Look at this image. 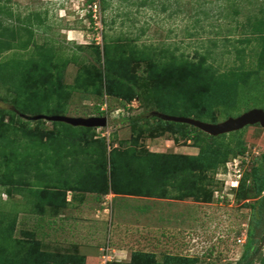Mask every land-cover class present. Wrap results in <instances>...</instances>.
<instances>
[{"label": "trees", "instance_id": "trees-1", "mask_svg": "<svg viewBox=\"0 0 264 264\" xmlns=\"http://www.w3.org/2000/svg\"><path fill=\"white\" fill-rule=\"evenodd\" d=\"M96 1L86 0L91 23ZM3 8L6 7L0 5V57L9 51L33 50L27 59L0 60V86L14 97L10 108L0 107V186L15 191L22 189L35 197L40 214L45 206L66 207V192L95 194L97 198L113 194L178 201L194 198L207 203L214 199L218 183L213 176L230 159L246 154L244 142L240 139L225 142L228 134L210 136L191 125L165 121L149 113H181L187 118L194 116L195 120L216 124L217 112L226 118L231 116L230 110L237 109L243 100L240 90L248 85L255 71L238 68L219 72L207 62L208 54L192 60L167 48L155 51L151 47L103 39L101 47L88 46L95 55V64H82L75 84L64 87L62 71L70 61L76 62L75 55L60 58L52 45H39L30 18L24 21L16 18L18 24L4 25L3 13L11 18L12 12ZM248 27L262 39L256 63L258 70H264V16L250 19ZM142 64L146 67L143 75L138 76ZM72 91L97 97L100 104L91 116L107 115L109 109L101 111L104 99H116L125 108L126 103L144 91L146 104L154 109L146 116L122 119L134 135L125 147L123 142L114 146L112 141L97 136L95 128L51 122L53 129L47 130L44 120L21 117L42 115V110L65 116ZM147 132L156 137L168 134L175 143L189 142L198 148V154L141 149L138 140ZM81 154L86 156L82 161L76 157ZM234 194V202L241 203L249 212L247 240L237 263L244 264L256 252L263 237L264 159L243 173ZM15 223V218L0 214V264L85 263L83 256L43 250L32 232H24L23 239L14 238ZM261 254L262 251L256 259ZM196 262V258L167 256L163 264ZM261 262L264 264V259ZM111 264L159 263L152 253L133 252L129 262Z\"/></svg>", "mask_w": 264, "mask_h": 264}, {"label": "rangeland", "instance_id": "rangeland-1", "mask_svg": "<svg viewBox=\"0 0 264 264\" xmlns=\"http://www.w3.org/2000/svg\"><path fill=\"white\" fill-rule=\"evenodd\" d=\"M0 5L12 12L11 18L3 13L4 25L17 23L16 18L22 21L30 18L39 45H52L60 58L75 55L76 62L70 61L62 71L64 87L75 84L82 64H95V55L88 46L101 47L104 39L151 47L155 51L167 48L192 60L208 54L207 62L219 72L238 68L255 71L248 85L240 90L243 100L237 109L229 111V117L251 109L264 111V70H258L256 63L262 39L248 27L250 19L264 16V0H97L92 8V23L86 0H0ZM35 14L37 18L33 17ZM32 50L9 51L0 60L27 59ZM145 67L142 64L136 70L138 76L143 75ZM4 88L0 86V107L10 108L14 97ZM104 100L101 108L109 109L105 116L107 125L95 128L96 135L112 141L114 146L123 142L125 147L134 135L122 119L146 116L154 108L146 104V91L126 103L125 108L116 99ZM99 104L95 96L72 91L64 115L88 118ZM40 112L46 116L60 115L47 110ZM165 115L184 117L181 113ZM229 117L216 113L217 123ZM45 128L52 130L51 122L45 121ZM238 139L247 148L243 166V172H247L264 159V128L247 126L239 134L228 133L224 141L232 143ZM138 146L156 153L198 154V148L182 140L175 143L168 134L156 137L147 132L140 136ZM76 157L82 161L86 156ZM216 177L213 176L215 181ZM119 197L107 201L105 196L66 192V207L45 206L40 214L35 197L22 189L15 191L0 186V214L15 218L14 238L23 239L24 232H32L43 250L83 256L84 264L129 262L133 252L152 253L159 264L167 256L196 258L194 264L238 263L244 248L236 243V238L245 232L249 218L248 209L241 203L225 201L220 205L214 197L208 203L194 198L165 202V199L143 201L139 197ZM143 202L151 206L150 216L146 218L135 213ZM112 219L118 220L121 228L112 229L109 226ZM263 259L264 245L261 256L253 264H261Z\"/></svg>", "mask_w": 264, "mask_h": 264}, {"label": "water", "instance_id": "water-1", "mask_svg": "<svg viewBox=\"0 0 264 264\" xmlns=\"http://www.w3.org/2000/svg\"><path fill=\"white\" fill-rule=\"evenodd\" d=\"M151 114L165 121L191 125L201 130L202 132L214 137L239 131L247 126L259 125L260 127L264 128V111L261 109H251L237 117H229L227 120L216 124L201 122L193 118L169 116L158 112H152ZM21 117L26 120L33 121L44 120L48 122H63L74 127L81 126L86 128H104L107 125V117L105 116H91L88 118H82L62 115H21ZM263 245L264 233L256 253L244 264H248L249 262L254 260L261 252Z\"/></svg>", "mask_w": 264, "mask_h": 264}, {"label": "built area", "instance_id": "built-area-1", "mask_svg": "<svg viewBox=\"0 0 264 264\" xmlns=\"http://www.w3.org/2000/svg\"><path fill=\"white\" fill-rule=\"evenodd\" d=\"M101 111L107 112L106 107L101 108ZM116 113L118 114L119 112L116 111ZM245 155L230 159L225 163L224 169L219 171L220 174L219 172L216 174L218 187L215 188L213 195L220 205H223L225 201H228L231 204L234 202V192L239 187L244 173L243 166L246 161ZM246 240V232H243L237 236L236 243L243 247Z\"/></svg>", "mask_w": 264, "mask_h": 264}, {"label": "crops", "instance_id": "crops-1", "mask_svg": "<svg viewBox=\"0 0 264 264\" xmlns=\"http://www.w3.org/2000/svg\"><path fill=\"white\" fill-rule=\"evenodd\" d=\"M105 197L107 198V201H109V199H110V197H113V199L116 197L117 198V196H114L113 194H108V195H105ZM119 197V196H118ZM118 199H121V197H119ZM137 199H142L143 201H146L148 198H137ZM151 200H153V199H151ZM161 200H164V199H161ZM147 201H150V199L149 200H147ZM165 202H169V201H171V200H168V199H165L164 200ZM111 202H112V198H111ZM179 202H181V201H179ZM150 207L151 206H149V203L148 202H143L142 204H140V206L137 208V209H135V213H137L138 215H143V217L144 218H146V217H149L150 215L148 214V211H149V209H150ZM105 212L106 213H108L107 212V210H105ZM125 213H126V211H125ZM138 215L136 216V217H138ZM126 217V216H125ZM122 219H125L124 218V216H123V218ZM183 219H184V215H183ZM128 220V219H127ZM127 222H129V221H127ZM145 223V222H144ZM112 229L114 228V229H116V227H120L121 228V224H119V221L118 220H114V219H112V222H111V224L109 225ZM119 252L121 253L122 251H120L119 250ZM88 260L90 259V257L88 258V257H86ZM90 261H91V259H90Z\"/></svg>", "mask_w": 264, "mask_h": 264}, {"label": "flooded vegetation", "instance_id": "flooded-vegetation-1", "mask_svg": "<svg viewBox=\"0 0 264 264\" xmlns=\"http://www.w3.org/2000/svg\"><path fill=\"white\" fill-rule=\"evenodd\" d=\"M257 249H258V248H257ZM256 251H257V250H256ZM261 251H262V250H261ZM255 253H256V252H255ZM255 253H254V254H255ZM254 254H253V255H254ZM253 255H252V256H253ZM258 255H259V254H258ZM252 256H251V257H252ZM251 257H250V258H251ZM257 257H258V256H257ZM257 257H256V258H257ZM250 258H249V259H250ZM256 258H255L254 260H252L251 262L256 261ZM249 259H248V260H249ZM248 260H247V261H248ZM247 261H246V262H247ZM246 262H245V263H246ZM249 263H250V262H249Z\"/></svg>", "mask_w": 264, "mask_h": 264}]
</instances>
